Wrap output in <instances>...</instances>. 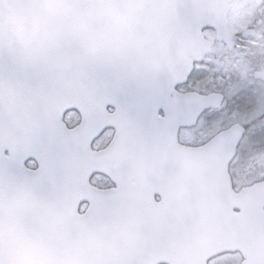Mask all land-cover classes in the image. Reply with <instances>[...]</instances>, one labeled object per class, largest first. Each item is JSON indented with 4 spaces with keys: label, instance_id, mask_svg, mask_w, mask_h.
I'll use <instances>...</instances> for the list:
<instances>
[{
    "label": "snow or ice",
    "instance_id": "6c2138e0",
    "mask_svg": "<svg viewBox=\"0 0 264 264\" xmlns=\"http://www.w3.org/2000/svg\"><path fill=\"white\" fill-rule=\"evenodd\" d=\"M0 264H264V0H0Z\"/></svg>",
    "mask_w": 264,
    "mask_h": 264
}]
</instances>
